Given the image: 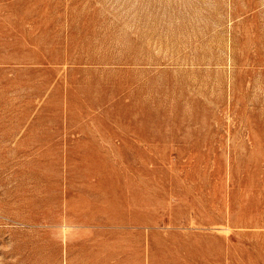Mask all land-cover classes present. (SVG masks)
<instances>
[{"label": "rangeland", "instance_id": "1", "mask_svg": "<svg viewBox=\"0 0 264 264\" xmlns=\"http://www.w3.org/2000/svg\"><path fill=\"white\" fill-rule=\"evenodd\" d=\"M0 264H264V0H0Z\"/></svg>", "mask_w": 264, "mask_h": 264}]
</instances>
